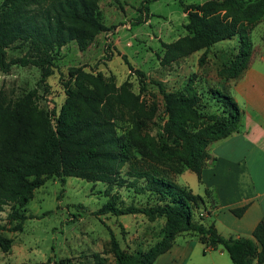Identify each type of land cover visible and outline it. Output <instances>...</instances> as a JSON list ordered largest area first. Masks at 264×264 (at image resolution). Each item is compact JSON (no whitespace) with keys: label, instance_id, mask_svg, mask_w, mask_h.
Here are the masks:
<instances>
[{"label":"trees","instance_id":"obj_1","mask_svg":"<svg viewBox=\"0 0 264 264\" xmlns=\"http://www.w3.org/2000/svg\"><path fill=\"white\" fill-rule=\"evenodd\" d=\"M142 0L136 23L148 18L149 3ZM185 28L188 33L170 41L161 61L169 63L195 50L203 49L199 61L203 62L207 49L217 41L237 37V51L223 68L230 77L240 75L248 63L252 50L250 31L253 23L264 14V0H204L185 3ZM101 17L98 0H2L0 2V69L8 71L13 64L35 65L40 69L39 82L47 89V77L53 73L60 48L75 41L80 49L92 42L95 35L107 29ZM25 47V52L7 58L10 45ZM122 56L126 59L125 54ZM130 69L132 64L126 59ZM145 85V72L137 69ZM164 99L167 119L164 132L172 139L150 138L148 145L154 156L145 161L141 170H126L130 159L132 131L140 133L146 127L155 106L148 111L139 100V94L128 87V82L116 84L112 75L89 71L83 65H70L63 79L66 97L58 112L40 106L34 98L35 90L18 99H6L0 92V207L8 201L24 203L34 187L47 176L57 175L63 184L66 176L87 180H102L108 184L126 185L136 193L148 191L158 202L119 205L114 194L93 212L97 215L112 213H143L152 220L166 218L159 230V239L147 249L126 251L113 231L110 246L116 264H153L156 257L167 250L177 234L188 231L199 235L207 247L221 245L233 264H260L264 261V219L253 228L252 235L225 236L213 223L195 216L196 208L204 196L189 186L173 179L157 165V161L172 159L179 154L181 162L176 172L190 168L199 175L211 157L207 145L240 128L242 110L228 92L213 88L215 110H204L199 96L186 92L166 90L156 82ZM128 120L132 127L118 130V121ZM155 161V162H154ZM171 161V160H169ZM76 206L82 207L81 203ZM20 222L26 218L14 208ZM245 205L233 207L242 214ZM21 228V224H17ZM12 238L0 234V248L9 250ZM98 264L104 259L95 254Z\"/></svg>","mask_w":264,"mask_h":264},{"label":"rangeland","instance_id":"obj_2","mask_svg":"<svg viewBox=\"0 0 264 264\" xmlns=\"http://www.w3.org/2000/svg\"><path fill=\"white\" fill-rule=\"evenodd\" d=\"M141 1L98 0L102 20L108 28L98 32L84 49H80L73 40L62 45L54 71L47 77V89L39 82L40 69L35 65L13 64L8 71L0 69V92L6 99L15 100L35 90L36 102L48 110L54 107L56 112L66 97L63 79L67 77L70 65H83L85 70L112 75L116 84L127 81L128 87L139 94V100L146 109L150 111L152 106L155 109L139 134L131 132V157L125 162L122 172L146 167L145 161L154 156L147 144L150 138L167 140L172 144V139L164 132L167 115L156 82L175 92H186V86H189L190 92L199 96L204 110L212 111L217 104L211 99L210 91L213 88L227 91L229 81L234 79L223 70L237 51V42L233 45L230 40L228 46L216 49L212 44L203 62L199 61L203 49H199L163 63V42L188 33L184 26L188 21L187 12L180 0H153L149 3L148 18L136 23L138 15L142 14ZM183 1L197 3L204 0ZM262 17L264 14L249 25ZM260 32V27L253 31L255 40ZM6 50L7 58H10L23 54L25 47L15 44ZM122 54L132 64V69ZM137 69L145 72L143 86ZM118 126L120 132L132 127L130 121L122 119ZM171 157L157 161L159 168L177 182L197 189L195 173L192 170L181 173L186 167L176 172L173 166L181 162V157L176 153ZM112 194L119 205L158 202L155 194L148 191L136 193L126 185L73 175L66 176L62 184L57 175H51L32 189L24 203H3L0 207V234L11 237L12 242L9 250L0 248V264H98L95 254L104 259V264H116L110 246V231L128 252L147 249L159 239L158 233L166 218L160 216L150 220L140 212L95 214L93 211ZM214 201L212 193L204 197V202L196 208L195 216H204ZM77 203H81L83 208H78ZM14 208L26 216L21 222L20 217L12 213ZM17 224H21V228L16 227Z\"/></svg>","mask_w":264,"mask_h":264},{"label":"crops","instance_id":"obj_3","mask_svg":"<svg viewBox=\"0 0 264 264\" xmlns=\"http://www.w3.org/2000/svg\"><path fill=\"white\" fill-rule=\"evenodd\" d=\"M258 27L261 32L255 40L253 31ZM250 37L248 63L227 88L242 110L240 128L211 141L207 145L211 156L207 164L199 175L192 170L197 189L190 188L204 197L212 193L215 199L202 221L213 223L225 236H250L256 223L264 219V17L253 25ZM228 40L233 45L237 42L235 37L227 38L215 42L213 47L228 46ZM187 170L191 169L185 168L181 173ZM242 205L244 211L236 215L232 208ZM153 264L233 263L221 245L207 247L198 234L184 231L176 235L172 245Z\"/></svg>","mask_w":264,"mask_h":264}]
</instances>
